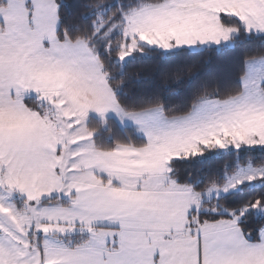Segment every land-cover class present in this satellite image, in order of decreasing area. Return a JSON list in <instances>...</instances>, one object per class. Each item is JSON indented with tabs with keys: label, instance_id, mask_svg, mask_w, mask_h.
I'll return each mask as SVG.
<instances>
[{
	"label": "snow or ice",
	"instance_id": "6c2138e0",
	"mask_svg": "<svg viewBox=\"0 0 264 264\" xmlns=\"http://www.w3.org/2000/svg\"><path fill=\"white\" fill-rule=\"evenodd\" d=\"M0 264H264V0H0Z\"/></svg>",
	"mask_w": 264,
	"mask_h": 264
},
{
	"label": "trees",
	"instance_id": "16d2710c",
	"mask_svg": "<svg viewBox=\"0 0 264 264\" xmlns=\"http://www.w3.org/2000/svg\"><path fill=\"white\" fill-rule=\"evenodd\" d=\"M238 54L239 53L236 52V53H231L229 55L236 56ZM216 61H217V57L214 55L213 63H212V65H209L208 70H212L215 67ZM145 63L146 64H153L154 61L146 60ZM225 159H227V158H211V159H207V160L203 161L198 166L203 167L206 170L216 171V170L220 169L223 166Z\"/></svg>",
	"mask_w": 264,
	"mask_h": 264
}]
</instances>
